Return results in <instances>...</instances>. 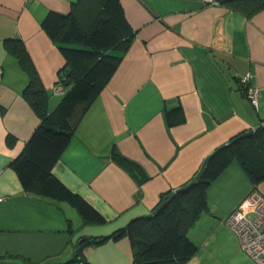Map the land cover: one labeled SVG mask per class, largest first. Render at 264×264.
Wrapping results in <instances>:
<instances>
[{
	"label": "crops",
	"instance_id": "obj_1",
	"mask_svg": "<svg viewBox=\"0 0 264 264\" xmlns=\"http://www.w3.org/2000/svg\"><path fill=\"white\" fill-rule=\"evenodd\" d=\"M118 1L132 30L129 45L52 167L103 217L96 223L68 202L26 192L10 164L39 116L23 93L31 76L9 46L23 44L53 110L62 96L53 85L66 61L41 22L53 11L88 28L100 0H0V264H16L11 257L67 264L81 238L110 235L151 214L162 193L193 181L216 147L264 123V9L247 17L201 0ZM245 74L256 105L239 80ZM167 111L183 120L169 124ZM252 189L264 195V178L254 183L233 158L205 189L207 209L187 231L196 251L183 264H256L225 223ZM81 253L89 264L133 261L127 235L85 243Z\"/></svg>",
	"mask_w": 264,
	"mask_h": 264
},
{
	"label": "trees",
	"instance_id": "obj_2",
	"mask_svg": "<svg viewBox=\"0 0 264 264\" xmlns=\"http://www.w3.org/2000/svg\"><path fill=\"white\" fill-rule=\"evenodd\" d=\"M100 3V10L88 28H83L70 14L53 11L48 12L41 22L50 38L59 43L66 61L58 77L66 89L51 111L47 108V94L28 61L25 47L17 40L16 45L9 46L31 76L23 93L39 116V123L10 164L26 192L53 201L68 202L84 221L96 223L103 222V217L80 195L61 183L53 175L52 167L67 146L80 114L117 68L132 35L119 1L100 0ZM219 3L247 17L264 9V0H219ZM169 114L167 111L171 125L183 120V116L171 119ZM242 134L232 136L227 143L213 150L200 177L174 192L162 193L151 214L131 219L125 227L110 235L85 238L79 242L67 264H89L81 253L82 245L122 235H127L133 245L131 264H183L196 251V245L188 239L187 231L207 209L205 189L210 181L233 158L239 159L254 183L264 178V123L250 133ZM113 157L139 176L140 181L143 180L135 166ZM0 261L5 262V258H0ZM26 261L25 258L11 257V262L16 264H26Z\"/></svg>",
	"mask_w": 264,
	"mask_h": 264
},
{
	"label": "built area",
	"instance_id": "obj_3",
	"mask_svg": "<svg viewBox=\"0 0 264 264\" xmlns=\"http://www.w3.org/2000/svg\"><path fill=\"white\" fill-rule=\"evenodd\" d=\"M201 1L209 4L219 3V0ZM250 77L249 74L241 75L239 80L246 87L249 100L256 105L257 91L250 85ZM53 90L56 94L64 93V85L59 78L53 85ZM225 223L235 233L240 249L256 264H264V195L259 190L252 189L230 212Z\"/></svg>",
	"mask_w": 264,
	"mask_h": 264
},
{
	"label": "water",
	"instance_id": "obj_4",
	"mask_svg": "<svg viewBox=\"0 0 264 264\" xmlns=\"http://www.w3.org/2000/svg\"><path fill=\"white\" fill-rule=\"evenodd\" d=\"M248 133H250V130L244 132L242 135H246V134H248ZM207 159H208V157L205 158V160L203 161V163H202L200 169H199L198 172L195 174L193 181H194L195 179H197L198 177H200V175L202 174V171H203V169H204V166H205V163H206ZM190 183H191V182H190ZM169 195H171V194H169ZM84 239H85V238H81V241L84 240Z\"/></svg>",
	"mask_w": 264,
	"mask_h": 264
},
{
	"label": "rangeland",
	"instance_id": "obj_5",
	"mask_svg": "<svg viewBox=\"0 0 264 264\" xmlns=\"http://www.w3.org/2000/svg\"><path fill=\"white\" fill-rule=\"evenodd\" d=\"M75 46V45H74ZM76 47H81V45H76Z\"/></svg>",
	"mask_w": 264,
	"mask_h": 264
}]
</instances>
